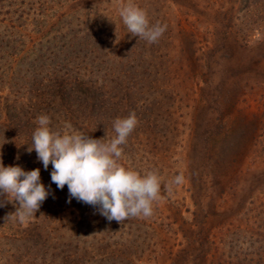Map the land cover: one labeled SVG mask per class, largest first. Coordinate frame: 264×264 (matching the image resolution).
Listing matches in <instances>:
<instances>
[{"label":"rangeland","instance_id":"rangeland-1","mask_svg":"<svg viewBox=\"0 0 264 264\" xmlns=\"http://www.w3.org/2000/svg\"><path fill=\"white\" fill-rule=\"evenodd\" d=\"M126 3L0 0V97L24 98L18 105L49 115L53 129L70 122L105 140L116 135L111 114L134 105L138 125L119 163L158 171L153 214L118 223L69 203L51 165L5 135L0 111L3 165L39 168L50 191L25 222L0 196V264H264V0H132L167 25L154 44L128 31ZM55 78L103 91L107 130L96 133L78 105L74 117L58 101L36 105V95L50 98L38 82Z\"/></svg>","mask_w":264,"mask_h":264},{"label":"clouds","instance_id":"clouds-1","mask_svg":"<svg viewBox=\"0 0 264 264\" xmlns=\"http://www.w3.org/2000/svg\"><path fill=\"white\" fill-rule=\"evenodd\" d=\"M119 15L128 31L149 44L159 41L167 25L150 22L148 13L128 0L119 8ZM32 136L31 151L45 170L49 165L51 182L58 189L67 186L71 199L98 208L107 220L118 223L131 217H150L153 205L160 198L161 178L156 170L145 174L119 163L122 145L138 125L134 112L113 122L115 132L111 140L96 139L75 129L70 122L53 129L47 114L37 117ZM176 176L174 183H181ZM50 195L41 182L40 169L24 171L19 166H4L0 159V196L19 204L15 216L25 222L35 215ZM9 201V202H11ZM2 206V204H0Z\"/></svg>","mask_w":264,"mask_h":264},{"label":"trees","instance_id":"trees-1","mask_svg":"<svg viewBox=\"0 0 264 264\" xmlns=\"http://www.w3.org/2000/svg\"><path fill=\"white\" fill-rule=\"evenodd\" d=\"M42 84L43 83L41 79L40 83L38 82V86L35 91L37 92L42 89H45L43 90L45 92L44 95H46V97L49 96L50 98L49 99L43 98L44 99L43 100L41 97H38L36 95V97L34 98L38 99L39 101V102L37 100L35 101L36 105L37 104L45 105L44 103L52 104V102H55V101L61 102L62 107H65L67 109L66 113L70 117H74L78 112H83V111H80L78 107H75L78 105L79 107L84 108L85 112H87L86 115L87 117H89V123L93 126L94 130H96V133H99V132L103 133V131L107 130L108 121L105 118H107L106 117L107 115L106 106L108 104L105 103L104 101L105 94L103 93V91L101 93L100 89L96 88V85H92L89 81H83L79 78L75 79L72 82H70V79L56 80L55 78V80H52V81L49 80V82L47 83L48 85L44 86ZM72 86H74V88H71ZM38 87H39V90H38ZM71 93L75 96L72 97ZM16 97L17 98L14 97V100L12 101H7L8 98L6 96L0 97V111H1V114H3V119L5 123L2 131L5 133V135L18 140L19 146L23 147L21 150H24V147L27 148L29 146H32L33 132L35 131L38 125H36V121H35L37 120L36 117H34V115L29 110L26 111V109H29V108L31 109L33 105L31 104L18 105V102L22 100L24 102L25 100L24 98L18 99V96ZM47 101H50V102L47 103ZM25 107L27 108L25 109ZM128 108H129V111H127L125 116H123L122 118L127 117L132 110H136L134 105H131V107H128ZM42 110L43 109H41V112ZM111 115L115 120L117 117L116 115H118V112L116 111L112 113ZM64 117H67V115H65ZM112 117H110L111 120H112ZM1 128L2 127H0V129ZM17 152L19 153V151ZM32 154L33 153H31V155ZM18 157L21 158V152L19 155L17 154V158ZM34 159L35 157L33 158V161ZM31 160H32V156L28 154L25 157V161L28 163V162H31ZM23 164H25V162L21 161L18 164H15V166L24 167ZM29 168L31 169V167ZM29 168H26V169H29Z\"/></svg>","mask_w":264,"mask_h":264}]
</instances>
